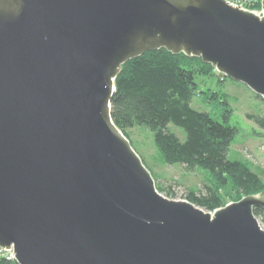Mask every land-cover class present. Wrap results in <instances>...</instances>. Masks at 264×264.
Masks as SVG:
<instances>
[{
  "label": "water",
  "instance_id": "obj_1",
  "mask_svg": "<svg viewBox=\"0 0 264 264\" xmlns=\"http://www.w3.org/2000/svg\"><path fill=\"white\" fill-rule=\"evenodd\" d=\"M0 0V246L19 264H264V190L170 198L117 127L127 60L184 52L264 99V0Z\"/></svg>",
  "mask_w": 264,
  "mask_h": 264
},
{
  "label": "trees",
  "instance_id": "obj_2",
  "mask_svg": "<svg viewBox=\"0 0 264 264\" xmlns=\"http://www.w3.org/2000/svg\"><path fill=\"white\" fill-rule=\"evenodd\" d=\"M253 2L250 9H261L260 0ZM217 71L202 58L189 57L184 52L176 54L165 48L148 50L123 65L115 80L111 102V116L131 143L129 131L146 126L168 164L178 163L188 171L197 168L209 171L212 186L208 192L192 191L185 197L208 211L227 204L224 197L228 187L239 194L238 200L264 190L263 179L246 162L229 157L238 129L229 122L232 111L228 100H220L225 106L223 121L192 106L198 76ZM170 124L182 127L187 139L181 141L171 131ZM166 194L174 197L170 191ZM254 212L264 223V207H256ZM0 264L19 263L0 257Z\"/></svg>",
  "mask_w": 264,
  "mask_h": 264
},
{
  "label": "rangeland",
  "instance_id": "obj_3",
  "mask_svg": "<svg viewBox=\"0 0 264 264\" xmlns=\"http://www.w3.org/2000/svg\"><path fill=\"white\" fill-rule=\"evenodd\" d=\"M197 80L198 89L191 100L193 108L207 111L215 119L223 121L225 106L220 100H228L232 111L229 122L238 129L229 157L246 162L264 181V99L248 85L219 71L212 75L198 76ZM216 91L217 95L214 94ZM170 129L181 141L187 139L182 127L170 124ZM129 137L133 147L152 171L156 187L159 186L165 196L170 191L174 197H168L186 199L190 192L207 193L209 186H212L209 171L202 168L188 171L178 163L168 164L156 147L153 133L148 127L141 125L131 129ZM225 192L227 204L239 201V194L231 187L225 189ZM260 222L264 227V223Z\"/></svg>",
  "mask_w": 264,
  "mask_h": 264
},
{
  "label": "built area",
  "instance_id": "obj_4",
  "mask_svg": "<svg viewBox=\"0 0 264 264\" xmlns=\"http://www.w3.org/2000/svg\"><path fill=\"white\" fill-rule=\"evenodd\" d=\"M230 3H234L238 6L241 7H245V8H249V6H251V4H253L254 0H228ZM261 2V0H260ZM252 10V9H250ZM256 11H259L260 9H254ZM253 10V11H254ZM0 257H5V258H9V259H14L15 260V252L13 249H8V248H3L0 246Z\"/></svg>",
  "mask_w": 264,
  "mask_h": 264
}]
</instances>
